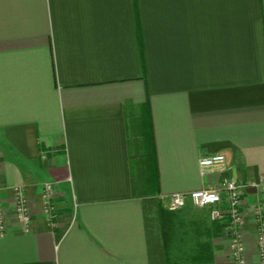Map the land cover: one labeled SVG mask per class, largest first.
Here are the masks:
<instances>
[{"label": "crops", "instance_id": "1", "mask_svg": "<svg viewBox=\"0 0 264 264\" xmlns=\"http://www.w3.org/2000/svg\"><path fill=\"white\" fill-rule=\"evenodd\" d=\"M214 153L225 166L201 173ZM226 179L258 183L240 205L257 264L264 0H0V264H166V197ZM20 186L28 231L14 212ZM204 208L176 218L192 239L183 254L210 233L202 264H234L227 213L213 235Z\"/></svg>", "mask_w": 264, "mask_h": 264}, {"label": "built area", "instance_id": "2", "mask_svg": "<svg viewBox=\"0 0 264 264\" xmlns=\"http://www.w3.org/2000/svg\"><path fill=\"white\" fill-rule=\"evenodd\" d=\"M226 164V157L223 153H214L203 156L199 159L198 165L200 172L213 171L222 169ZM242 184L234 179L224 180L218 188H200L189 192H173L166 197L165 205L170 211H176L185 206L190 201L197 207H210V217L218 219L226 212L229 219V231L231 238V253L234 264H248L244 256L245 247L242 242V236L238 232L240 228V205ZM51 185L44 184L42 190V198L44 200V212L48 217L52 215L53 207L50 199ZM222 191L225 192L226 202L225 209L222 208ZM1 193V192H0ZM14 196V212L16 219L22 224L25 231L30 229L31 216L28 209L27 199L24 195L23 188L16 187L13 190ZM225 210V211H224ZM256 213V247L258 252V263L264 264V218L261 216V209L258 207ZM5 229L4 208L0 198V234Z\"/></svg>", "mask_w": 264, "mask_h": 264}, {"label": "trees", "instance_id": "3", "mask_svg": "<svg viewBox=\"0 0 264 264\" xmlns=\"http://www.w3.org/2000/svg\"><path fill=\"white\" fill-rule=\"evenodd\" d=\"M161 223H162V236L165 245L166 264H202L211 261V239L210 233H201L199 236H205L204 240H195L191 253L187 255H179L173 253V246L177 240L176 218L178 219L175 211H170L166 207H162L160 211ZM194 234H197L195 230L200 227H193ZM209 231L213 235L219 234L221 231L220 220L213 219ZM207 230V229H206Z\"/></svg>", "mask_w": 264, "mask_h": 264}, {"label": "rangeland", "instance_id": "4", "mask_svg": "<svg viewBox=\"0 0 264 264\" xmlns=\"http://www.w3.org/2000/svg\"><path fill=\"white\" fill-rule=\"evenodd\" d=\"M239 182V181H238ZM45 183H49L50 185H51V188H53V183H51V182H45ZM45 183H43V185H42V190H43V188H44V184ZM259 183H261V181H259ZM242 184V192H241V198H240V201H239V205H241V202H242V195H243V192H244V187L246 186V185H252L253 187H256L257 186V182L256 181H251V183H246V182H243V183H241ZM0 192H1V190H0ZM41 193H42V191H41ZM51 193H52V189H51V192H50V199H51V202H52V195H51ZM0 195H1V193H0ZM24 195H25V193H24ZM13 198H14V196H13ZM41 199H42V201L44 202V200H43V198H42V194H41ZM193 205V204H192ZM191 204H188V206L187 205H185V206H187L186 208L184 207H182V209L180 208V209H178V210H176L175 211V213H177V215H179V216H183V215H186V213H197V211H193V209L194 208H198L197 206H195V205H193L192 206ZM51 207H53L54 208V206H53V202H52V205H51ZM191 207H194V208H191ZM258 208V207H257ZM257 208H255V211H256V209ZM205 209H209V215H210V210H211V208H204V210ZM240 209V208H239ZM188 211V212H187ZM43 212H44V207H43ZM30 213V212H29ZM44 214L47 216V214L44 212ZM187 216V215H186ZM223 216V215H222ZM222 216H220L218 219H222ZM227 217H228V219H230V217H229V215L227 214ZM240 217H242L241 216V213H240ZM255 220H256V213H255ZM241 222H242V220H241ZM228 231H229V228H228ZM238 232L241 234V236H242V230L240 229V228H238ZM255 234H256V231H255ZM229 236H230V244H231V238H232V235H231V233H230V231H229V234H228ZM179 238H181V237H178L177 236V240L175 241V244H174V246H173V253L174 254H179V255H184L183 253H185L184 251L185 250H183L185 247H189V245L191 244V240L192 239H188V234H184V235H182V238L181 239H179ZM242 239V238H241ZM242 242H243V239H242ZM244 243V242H243ZM177 247V248H176ZM244 247H245V245H244ZM245 249V248H244Z\"/></svg>", "mask_w": 264, "mask_h": 264}, {"label": "water", "instance_id": "5", "mask_svg": "<svg viewBox=\"0 0 264 264\" xmlns=\"http://www.w3.org/2000/svg\"><path fill=\"white\" fill-rule=\"evenodd\" d=\"M247 191L248 192H250V193H255L256 192V188H249V189H247Z\"/></svg>", "mask_w": 264, "mask_h": 264}]
</instances>
